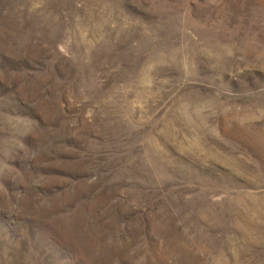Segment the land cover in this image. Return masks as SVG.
<instances>
[{"label":"rangeland","instance_id":"rangeland-1","mask_svg":"<svg viewBox=\"0 0 264 264\" xmlns=\"http://www.w3.org/2000/svg\"><path fill=\"white\" fill-rule=\"evenodd\" d=\"M0 264H264V0H0Z\"/></svg>","mask_w":264,"mask_h":264}]
</instances>
